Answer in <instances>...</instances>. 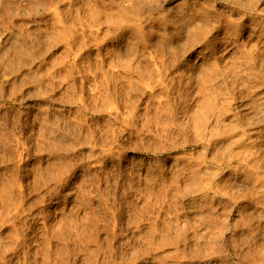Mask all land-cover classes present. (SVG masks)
<instances>
[{
	"label": "rangeland",
	"instance_id": "obj_1",
	"mask_svg": "<svg viewBox=\"0 0 264 264\" xmlns=\"http://www.w3.org/2000/svg\"><path fill=\"white\" fill-rule=\"evenodd\" d=\"M240 151L264 0H0V264H264L196 188Z\"/></svg>",
	"mask_w": 264,
	"mask_h": 264
},
{
	"label": "bare ground",
	"instance_id": "obj_2",
	"mask_svg": "<svg viewBox=\"0 0 264 264\" xmlns=\"http://www.w3.org/2000/svg\"><path fill=\"white\" fill-rule=\"evenodd\" d=\"M242 153L240 151L239 154L234 155L235 158L223 161L222 166L228 169L214 171L204 181L197 182L196 188L202 186V199L209 208L215 198L222 197L224 203L222 227L227 229L232 223L234 230L244 235V233L264 230V171H256V169H264V159L250 158L244 155V151ZM238 167H241V170ZM229 216L234 219H230L232 222Z\"/></svg>",
	"mask_w": 264,
	"mask_h": 264
}]
</instances>
